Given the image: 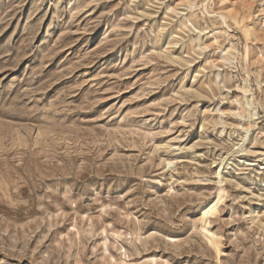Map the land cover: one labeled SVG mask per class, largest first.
Listing matches in <instances>:
<instances>
[{
    "label": "rangeland",
    "instance_id": "374dc122",
    "mask_svg": "<svg viewBox=\"0 0 264 264\" xmlns=\"http://www.w3.org/2000/svg\"><path fill=\"white\" fill-rule=\"evenodd\" d=\"M263 21L0 0V264H264Z\"/></svg>",
    "mask_w": 264,
    "mask_h": 264
},
{
    "label": "bare ground",
    "instance_id": "6f19581e",
    "mask_svg": "<svg viewBox=\"0 0 264 264\" xmlns=\"http://www.w3.org/2000/svg\"><path fill=\"white\" fill-rule=\"evenodd\" d=\"M247 1V0H246ZM244 2V1H243ZM246 6V5H245ZM205 9V8H204ZM248 9H249V7L247 8V11H248ZM226 15V14H225ZM220 18H221V20L223 19H225V16L223 15V14H220ZM264 22V21H263ZM246 27V26H245ZM254 27V26H253ZM248 32V31H247ZM253 34V33H252ZM227 49V48H226ZM226 52H228V50L226 51ZM231 52V51H230ZM242 88V87H241ZM243 91H244V93L246 94L247 92H246V87L245 86H243ZM244 94V95H245ZM250 98V97H249ZM246 104H248V101H247V99H246V102H245ZM248 109V108H247ZM214 205L213 204H211V205H209L208 207H204L203 208V211H204V214H203V216H207V215H209V214H212L213 212H214ZM206 218V217H205Z\"/></svg>",
    "mask_w": 264,
    "mask_h": 264
}]
</instances>
